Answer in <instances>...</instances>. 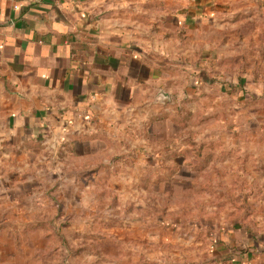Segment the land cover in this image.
I'll list each match as a JSON object with an SVG mask.
<instances>
[{"label":"rangeland","instance_id":"1","mask_svg":"<svg viewBox=\"0 0 264 264\" xmlns=\"http://www.w3.org/2000/svg\"><path fill=\"white\" fill-rule=\"evenodd\" d=\"M167 1L182 8L183 0ZM189 1L215 13L175 40V85L166 93L175 132L149 152L163 158L160 206L149 194L142 210L120 209L107 182L97 189L94 179L73 199L63 175L61 193L46 182V205L27 200L30 215L0 231V264H264V0ZM56 168L31 178L54 180ZM124 168L121 178H132L134 168Z\"/></svg>","mask_w":264,"mask_h":264},{"label":"crops","instance_id":"2","mask_svg":"<svg viewBox=\"0 0 264 264\" xmlns=\"http://www.w3.org/2000/svg\"><path fill=\"white\" fill-rule=\"evenodd\" d=\"M180 7L167 0H0V231L14 230L16 215H30L27 200L39 196L46 205V182L61 193L63 175L75 186L73 199L80 183L94 179L107 182L120 209L142 210L149 194L160 206L163 158L149 152L163 150L175 132V102L166 96L175 85V40L215 13L207 3L193 8L183 0ZM53 163L58 178H31ZM128 166L134 175L121 178ZM175 181L179 189L182 180Z\"/></svg>","mask_w":264,"mask_h":264}]
</instances>
